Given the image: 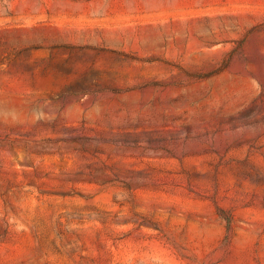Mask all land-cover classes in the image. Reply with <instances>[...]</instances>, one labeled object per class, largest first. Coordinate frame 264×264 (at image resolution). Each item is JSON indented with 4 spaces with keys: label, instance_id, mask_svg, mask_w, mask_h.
I'll use <instances>...</instances> for the list:
<instances>
[{
    "label": "rangeland",
    "instance_id": "obj_1",
    "mask_svg": "<svg viewBox=\"0 0 264 264\" xmlns=\"http://www.w3.org/2000/svg\"><path fill=\"white\" fill-rule=\"evenodd\" d=\"M264 264V0H0V264Z\"/></svg>",
    "mask_w": 264,
    "mask_h": 264
},
{
    "label": "bare ground",
    "instance_id": "obj_2",
    "mask_svg": "<svg viewBox=\"0 0 264 264\" xmlns=\"http://www.w3.org/2000/svg\"><path fill=\"white\" fill-rule=\"evenodd\" d=\"M171 264H176V263L172 262Z\"/></svg>",
    "mask_w": 264,
    "mask_h": 264
}]
</instances>
